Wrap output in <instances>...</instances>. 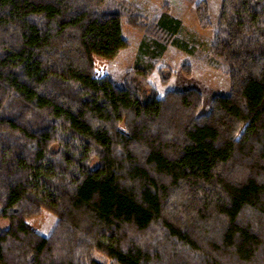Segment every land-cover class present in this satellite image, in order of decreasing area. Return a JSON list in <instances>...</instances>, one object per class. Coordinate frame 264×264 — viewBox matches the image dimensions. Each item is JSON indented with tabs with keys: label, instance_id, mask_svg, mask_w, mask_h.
<instances>
[{
	"label": "trees",
	"instance_id": "obj_1",
	"mask_svg": "<svg viewBox=\"0 0 264 264\" xmlns=\"http://www.w3.org/2000/svg\"><path fill=\"white\" fill-rule=\"evenodd\" d=\"M123 22L151 61L120 87ZM180 26L128 0H0V264H264V0H222L206 58L230 92L208 112L150 81Z\"/></svg>",
	"mask_w": 264,
	"mask_h": 264
},
{
	"label": "rangeland",
	"instance_id": "obj_2",
	"mask_svg": "<svg viewBox=\"0 0 264 264\" xmlns=\"http://www.w3.org/2000/svg\"><path fill=\"white\" fill-rule=\"evenodd\" d=\"M136 5L148 19L164 20L168 18L178 19L181 22L176 34L179 44H172L159 56L157 67L170 66L173 68L171 79L161 84L156 70L150 74V80L159 89L164 91L165 86L176 90L196 87L203 95L201 112H208L210 102L215 94L226 95L230 92V82L224 67L216 69L212 67L206 56L210 54L222 0H206L209 8L210 26L203 27L198 19L196 6L200 0H128ZM123 35L129 45L124 48L112 61L107 62L108 72L117 86H123L124 74L133 68L143 67L151 61L146 52L144 31L123 22ZM154 59L156 56L153 57ZM152 58V59H153ZM190 65L189 73L183 66ZM58 217L48 210H42L39 216L31 218L28 223L41 235L48 237L53 232ZM6 221H0V226L6 227ZM100 256V255H99Z\"/></svg>",
	"mask_w": 264,
	"mask_h": 264
},
{
	"label": "crops",
	"instance_id": "obj_3",
	"mask_svg": "<svg viewBox=\"0 0 264 264\" xmlns=\"http://www.w3.org/2000/svg\"><path fill=\"white\" fill-rule=\"evenodd\" d=\"M154 72V71H153ZM152 73V72H151ZM151 81V80H150ZM151 83H152V81H151ZM153 84V83H152ZM157 89H159L155 84H153ZM165 88L166 89H164V91H162L161 93L159 92L158 93V96L159 97H163L164 96V94L166 93V91H168V90H171V89H174L173 87H169V86H165Z\"/></svg>",
	"mask_w": 264,
	"mask_h": 264
}]
</instances>
